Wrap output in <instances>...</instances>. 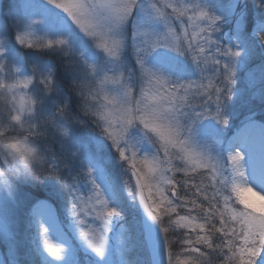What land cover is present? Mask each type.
I'll list each match as a JSON object with an SVG mask.
<instances>
[{"label":"rangeland","instance_id":"obj_1","mask_svg":"<svg viewBox=\"0 0 264 264\" xmlns=\"http://www.w3.org/2000/svg\"><path fill=\"white\" fill-rule=\"evenodd\" d=\"M11 1L15 2L12 12L16 10L18 14H15V20L16 22L19 20L16 36L17 33L26 30V39L32 44L38 43L40 40L46 42L48 38H64L68 40L72 49L71 56L67 57L63 55L62 50L53 49L37 50L28 48L30 51L23 54L22 51L15 48L18 46L17 44L26 48L27 44L25 46L21 45L16 38V43L13 42L14 44H12L9 39L0 36V39L4 41V55L8 61L14 64L12 76L16 79H22V77L15 75L16 68H19L20 73L23 74H28L32 68H35L42 72L51 70L55 81L57 65L42 54L53 55L56 60L62 61L63 79H67L69 82L81 78L82 73L79 71V66L83 61L98 68H105L106 70L113 68L115 70V66L109 63L110 58L107 57L104 50L97 47L93 40L73 23L66 12L56 7L54 2H50V0ZM56 2L70 4L74 0H56ZM115 2H119V0H115ZM160 2L161 4L176 3V0H160ZM198 2L211 7L221 17L219 31L215 34L221 49L238 46L241 55L235 58L232 98L226 103L224 109L228 117L227 125H221L212 118L200 121L196 126V133L190 141L191 148L184 147L196 162H200L201 155L199 152L207 150L218 169L227 173L231 170L230 156L242 148L243 138L248 137V140L250 138L252 147L255 145L253 144L254 135L261 141L259 147L257 146L256 153L252 154V160L260 154L264 155V112H260L259 105L256 104L257 100L254 97H252L254 100L251 101L240 98L242 93L251 90L259 83L260 86H264V43L260 41L257 34L259 25L264 22V10H261L254 0H198ZM180 3H183V0H180ZM167 11L171 12V9H167ZM103 15L102 13L99 14L101 20ZM133 16H136L140 25L150 32L165 31L162 23L159 21L149 22V18L143 13L134 11ZM240 20L244 22L243 27L238 23ZM33 21L37 22L33 23ZM0 22H6V19L0 17ZM132 25L133 21L130 18L123 26V31L128 34L129 38L133 30ZM11 28L13 29L12 25ZM178 33L182 35V30H178ZM152 42H156V38H153ZM81 56L83 61L80 59ZM252 56H255L254 59H252ZM217 59L229 62L231 58L217 55ZM68 61L72 62L71 67L68 65ZM147 64L154 70L159 71L160 74L173 79L197 80L201 78V73L196 71L195 65L187 56H180L170 48L160 47L155 49L149 56ZM207 67L205 75H212L214 66L211 65L210 61ZM119 68L125 73H128L131 69L132 74H138L135 57L129 47H126L122 54ZM255 69L258 77L251 74L252 70ZM9 82L13 81L9 79ZM109 86L110 83L105 85L98 83L95 86V91L103 98ZM29 87L31 88V85ZM40 88L42 86L37 87L34 81L33 94L37 97L44 96L41 114L44 116L54 115L56 104L62 102L65 98L63 92L59 94V97L55 93L45 95L40 91ZM22 94H26L25 99L32 96V93L27 89L23 90ZM68 100L69 106L70 103L71 106L74 103L75 108L70 106L72 112L79 116L84 123L68 126L69 135L67 137L55 136L45 142L65 165L61 176L67 177L70 181L75 177L73 189L71 191L67 190L55 178L45 179L38 185L42 188L43 196L52 198L55 204L43 200V202L33 205L30 209L29 193L38 188L37 182L19 184L9 195L0 196V264H150L147 245L144 242L141 230L139 210L135 201L136 191L129 192V189L135 190L130 175L131 169L136 172L138 177H142L141 185L149 205L158 203L162 195L174 200L175 211L167 215L161 213V218L167 220L170 216L173 221H177L180 216H188L194 224H205V229L202 232H207L211 224L205 223L203 213L199 207L194 208L191 203L186 207L180 206L184 204L183 198L187 196L190 200L195 199L197 205L203 204L204 210L207 211L208 202L203 199V196H192L179 183H176L181 199L172 197L171 191L168 190L169 186L163 184L159 179L160 173L158 171L150 173L148 167L142 163L145 156L148 157L149 161L157 156L155 149L144 137L143 131L136 126L129 127L125 140L121 142L126 149L130 146L126 153L129 160L124 161L120 158L112 139L104 132V128L107 126L106 123L95 114V118L102 125L101 129L98 130L87 117L79 113L77 107L78 97L71 94ZM105 104L106 101H103L99 106L90 110L95 113L109 112V118L113 121L110 131L118 133L123 123L122 110L120 106L107 105L105 108ZM262 105L261 101L260 106ZM261 110L264 109L261 108ZM258 117H261V119ZM232 136H234L232 142L236 141L238 146L235 145V147L229 148V140ZM156 139L161 144L157 137ZM133 151L136 152L134 160L132 158ZM169 151L180 152L184 156L179 145L174 148L170 146ZM160 158L163 159V149H161ZM183 162L185 168H187V176L184 172H168L167 175L171 177L174 175L175 182L189 180V184L195 183L207 187V195L211 197L215 192L211 185L216 184L217 180H212L210 171L203 167H196V170L193 171L195 165L189 164L184 159ZM133 163L136 165L135 168L132 167ZM253 165H257V163H253ZM173 166L175 165L173 164ZM260 169H254L252 166L253 177L250 183L253 185L255 183L261 184L257 181L259 180L257 173ZM216 175L219 176V173H216ZM189 177L192 179H189ZM262 186L261 190L264 192V185ZM97 188L104 194L108 206L117 209L119 213L109 218L108 230L104 233L106 242L103 256L98 255L90 248L81 236L82 229L99 232L103 227V220L97 215L98 211H102L101 205L96 203L94 192ZM246 188L243 187L241 181L229 185L231 197L229 208L239 213L243 210L244 204H247L264 212V195L254 190L256 194H259L261 202L257 198L253 200L246 193V191L250 192L252 189L246 190ZM194 191L195 189H192V192ZM77 195L81 197L80 208L77 209L79 216L70 211V204ZM241 201L244 203L242 204ZM164 206L167 207V204ZM215 207L220 211H224L222 202L215 204ZM225 217H227L230 227L235 228L236 232L239 233L241 229L239 222L233 221L230 214L226 213ZM81 220L84 222L83 225L80 224ZM211 223L215 224L217 228L220 227L218 219H213ZM174 224L177 234L189 236L188 230L192 231L190 237L194 241L197 233L201 231L199 228L193 231L190 227H179L176 223ZM42 227L47 229L46 234L50 236L46 238L52 246L61 250L58 259L51 256L44 248L43 239L45 237L42 235ZM159 229L161 230L160 226ZM215 235L219 236V233ZM237 243H239L238 239ZM193 246L201 251H208L206 246L201 244L178 246L170 249L173 253L172 264H197L196 254L184 250ZM166 256L168 264L167 250ZM256 264H264V252L258 255Z\"/></svg>","mask_w":264,"mask_h":264},{"label":"snow or ice","instance_id":"obj_2","mask_svg":"<svg viewBox=\"0 0 264 264\" xmlns=\"http://www.w3.org/2000/svg\"><path fill=\"white\" fill-rule=\"evenodd\" d=\"M55 2L56 7L62 9L68 14L73 22L83 31L86 35L94 37L97 39V46L102 48L104 52L113 58H118L120 50L123 48V41L116 38L115 35H108L104 31V21H108L113 25V28H119L121 25L125 24L129 17L134 13V5L136 0H74L73 3H57ZM261 4L264 5V0H261ZM163 6L157 7L153 5V15L150 17L149 22L159 21L167 29L166 37L164 34H157L156 42L152 43L151 49L154 51L157 48L165 47L170 48L174 51L181 52L184 45H187L188 50L193 55V60H198L203 58L205 65V70L208 68L207 65L209 61L211 65L214 66L215 71L212 75H205V71L202 72V77L205 82H195L190 81L188 83H181L175 85H168L166 78L163 75H159L152 71V69L145 67L144 60L138 55L137 63L140 64L141 70L148 78L149 87L143 90V96L149 101V105L143 112L139 114L134 113L133 109L123 103L120 104V109L123 113V123L118 133L110 131L113 126V121L109 118V112H98L95 113L99 116L100 120L106 123L104 132H106L109 138L112 139L113 144L115 145L119 156L122 160L128 161L129 157L126 155L128 149L122 146L121 142L125 140L126 133L129 130L130 126H135L136 122L139 121L145 129L159 139L161 146L165 155V159H161L159 155L152 158L151 161L148 160V157L145 156L142 163L148 167L149 172H159V179L163 184L169 186L168 190L171 191L172 197L176 199H181L176 188V183H179L180 186L191 193L192 196H203V199L208 202V210H204L203 204L197 205L195 199H188L185 196L184 204L180 205L186 207L189 203L193 207H199L203 213V219L206 224H211V227L207 230L204 235L197 233L195 244H202L206 248L214 249L218 248L221 250V256L224 261V264H256V258L261 252H264V212L256 214L255 212H239L236 213L230 209L227 205L224 207V211H220L215 207L217 204V193H213L211 197L207 195V187H202L201 185L192 183L189 184V180H184L182 182H175L174 175L172 177L165 176L163 172L165 170L170 172H184L187 176V168H176L171 163L170 159H167L169 147L180 146V151L184 153L182 158L186 160L189 164L195 165L193 171L196 170V167H203L210 171L212 180H217L216 168L214 165H210L206 162L205 158H200V162L193 160L190 153L184 147V143L180 141V131L179 125L172 123L165 115V112L175 104L176 100L187 101L188 89L192 87H197L202 90L201 94H208V97L211 98V93H219L221 89L217 87L215 83V77L221 72L224 73V80L229 84H233V76L235 73V58L240 57L241 52L237 47H229L221 51L220 47L217 45L216 41L212 40L209 33L210 29H215L219 31V28H216L217 22L221 20L219 15H214L209 13L206 8H202L199 5L195 7L198 11L193 12L189 15L188 9L193 7L192 5L177 7L174 3H164ZM171 9V12L167 11ZM104 14L102 20L99 18V14ZM175 14L177 19L187 17V23L183 26L182 35L178 33L176 29L170 26V21L168 17ZM206 21V25L201 27V22ZM241 27H243V20L238 21ZM30 27V26H29ZM136 28V31L133 35H145L147 29L142 26L133 25ZM261 42H264V22L259 25V31L257 33ZM27 32L17 33L16 39L21 44H27L31 47L33 44L29 43L26 39ZM161 37L166 40V43H161ZM62 43V41H58ZM141 51L137 49V52ZM146 55H150L149 52L145 50ZM4 55V41L0 39V57ZM217 55L223 57H230L229 62H223L220 59H217ZM93 73H95L96 68H92ZM52 71L49 70L47 75L43 79L36 83V86H42L40 91L44 92H56L54 84L49 79L52 76ZM16 76H20L19 68H16ZM5 79H11L13 82H10L6 85L8 92L12 93V98L17 106L18 113H23L24 111L32 112L33 105L42 106L44 102V96H40L37 99H33V96H28L25 99L26 94H22L23 90L27 89L29 92H32V86L34 85V80L32 77L25 76L22 79H16L12 76V73H9ZM122 81V76H107L103 77V80L100 82L101 85L106 83L117 84ZM31 85V88L29 87ZM79 88L81 92H91L92 88L87 81H80ZM103 91V89H101ZM187 93V95H181V92ZM127 94V93H126ZM107 105L114 104L116 101L110 98L107 94L103 96ZM162 101H167V103H162ZM139 111V109H137ZM9 115L12 120L20 122L22 116L17 114L15 116ZM55 123V121H53ZM223 124L228 122L222 121ZM61 134L65 137L69 135L68 127L62 125H56ZM17 154L25 158L32 155L33 150L27 147L24 144L14 143L9 145ZM136 152H132V158L134 160ZM233 167L239 166V161L241 160V155L239 152L232 154L230 156ZM132 167L135 168V163L132 164ZM91 171V170H89ZM142 177H138L137 185L141 184ZM189 179H192L189 177ZM6 183V181H5ZM95 185V182L93 181ZM215 189V183L211 185ZM192 189H195L192 192ZM130 193L135 192L134 189H129ZM96 203L101 205L102 211H98L97 215L103 220V227L99 232L85 231L81 230V236L87 242L90 248H92L98 255H104V246H105V235L104 233L108 230L109 218L118 215V211L115 208H110L108 202L104 198V194L100 190L95 192ZM143 195H141V200H143ZM81 197L76 196V202L73 204V213L79 216L77 209L80 208ZM215 202V203H214ZM167 204V207L164 205ZM144 208L147 211L148 215L156 222H159L161 219V213L169 214L175 211L174 200L162 195L161 200L155 205L144 204ZM82 211V209H81ZM230 214L233 221H238L241 225L240 232L237 233L235 228L230 227L229 222L225 220V214ZM195 219V218H193ZM213 219H218L220 227L217 228L215 224H212ZM183 222V223H180ZM83 221H80V224L83 225ZM179 227H190L193 231L199 228L201 231H204L205 224H194L189 220L188 216H180L177 221H174ZM168 229H164L166 233ZM47 229L42 227V235L45 236L43 239V245L46 251L53 257L57 259L60 257L61 250H58L52 246L49 240L46 238ZM219 233V236L215 234ZM215 237V238H213ZM237 239L239 243H237ZM219 241V244H217ZM194 242L190 239L185 240L186 245H192ZM190 251L199 252V248H190ZM171 253H169V264H171Z\"/></svg>","mask_w":264,"mask_h":264},{"label":"clouds","instance_id":"obj_3","mask_svg":"<svg viewBox=\"0 0 264 264\" xmlns=\"http://www.w3.org/2000/svg\"><path fill=\"white\" fill-rule=\"evenodd\" d=\"M50 2H52V0H50ZM254 2L261 10H264V5L261 4V0H254ZM174 4L177 7L192 5L193 7L188 9L189 15L195 11H198V9L195 7L196 5L206 8V10L211 14L217 15L211 7L201 4L198 2V0H183V3H180V0H176V3ZM153 5H156L157 7L163 6L160 0H136L134 11L143 13L150 19V17L153 15ZM69 18L71 19V17ZM130 18L133 21V25L138 27L141 26L136 16L131 15L129 19ZM168 19L170 21V26L177 31L183 30V26L187 23V17L177 19L175 14L168 17ZM36 22L37 21H33V23ZM206 23V21L201 22V27L205 26ZM125 24L121 25L119 28H113V25L110 22L104 21V31L110 36L115 35L116 38L121 39L124 45L120 50L118 58L109 57L106 54L107 57L110 58L109 63L115 66V70H113V68H108L106 70L105 68H98L93 64H88L86 61H83V57L81 56L80 59L83 61V63L79 66V71L82 73L81 78L73 79L70 84L64 86V88H61V86L54 81L52 74L49 79L54 84L55 89L58 91L51 93L63 92L65 97L62 102L56 104L54 115H42L41 106L37 105H33L32 112L24 111L23 113H18L17 106L15 105L12 98V93L8 92L6 87V85L10 82L9 80L5 79L9 73H12L14 64L8 61L5 55L0 57V196L9 195L17 188L19 184L41 182L48 178L57 179L69 191L73 189V181H75V177H73L70 181L67 177L61 176L62 169L65 167V165L61 162L60 158L52 152L50 146L45 142L54 138L55 136H63L56 125L68 127L72 124L84 123V121H82L79 116L72 112L69 106V95L74 94L76 97H78L79 103L77 107L79 113L84 117H87V119L90 120L98 130L101 129L102 125L100 121L95 118V112L91 111L90 109L99 106L103 101H105L104 98H101L100 94L95 91V86L98 83L100 84L105 75L122 76L121 82L117 84L110 83V86L107 88L106 94L116 101V103L110 104L111 106L116 107L123 103L131 107L134 113L139 114L140 112H143L149 105V101L143 96V90L149 87L148 78L144 76L140 64L137 63V56L139 55L144 60L145 67H148L152 69L153 72L162 75L159 71L154 70L151 66H149L147 61L153 52L151 49L153 38H157V34H164L166 37L167 29L164 27L165 31L159 33H153L147 30L145 35L134 36L133 33L136 31V28H134L132 25L133 30L131 37L129 38L128 34L123 31V26ZM215 27L219 28V21ZM217 32L218 31L215 29H210L209 33H206V35L210 34L212 40L216 41L217 45L221 49L220 43L215 36ZM88 37L91 38L94 44L97 46V39L91 36ZM58 41H62V43H58ZM161 43H166V40L161 39ZM21 45L25 46V44ZM126 47L131 49L135 57L138 74H132L131 69H129L128 73H125L119 68L121 57ZM26 48L37 50H62L63 55L66 57L71 56L72 54V49L69 46V42L64 38H48L46 42L44 40H40L38 43H34L31 47L27 46ZM227 48L229 47L224 49ZM137 49H140L141 51L137 52ZM145 50L149 52L150 55H146ZM223 50L221 49V51ZM177 53L180 56H187L195 65L196 71L200 72L201 74L205 71L203 58L194 61L193 55L188 50L187 45H184L182 53ZM67 63L71 67L72 62L68 61ZM93 67L96 68L95 73L92 71ZM45 75H47V72H42L32 68L30 73H20L19 77L23 78L25 76H29L32 77L36 83H38ZM163 76L166 78L168 85L188 83L190 81L205 82L202 75L201 78L197 80H180L173 79L165 75ZM82 80L88 82L92 88L91 92H81L79 88V82ZM215 83L217 87L221 89V91L219 93L212 92L211 98L208 97V94H201L202 90L194 86L188 89V93H191L190 95H187V93H184L183 91L181 92V95H187V101L180 100L178 98L175 104H173L171 108L165 112L168 120L179 125V139L187 148H191L190 141L194 137L196 133V126L200 121L207 118H212L221 125H225L222 123V121L226 120L228 122V117L224 109L226 103L232 98L233 84H229L224 80V73L222 70L215 77ZM31 93L33 99L38 98L33 94V92ZM48 93L49 92H44L45 95ZM162 103L166 104L167 101H162ZM137 109H139V111H137ZM9 111H11L12 116L20 114L22 116V120L20 122L12 120L9 115ZM53 121H55V123H53ZM135 126L143 131L144 137L148 143L155 149L157 155L160 156L162 146L157 142L156 137L152 136V134L148 132V130L145 129L143 125L139 123V121L136 122ZM14 143L24 144L33 150L32 155L27 158V162H25V158L21 157L9 147V145ZM199 153L202 158L206 159L207 163L214 165L216 168V173H219V176H217V183L215 184L218 202L217 204L222 202L223 207H225V205L229 207V201L231 198L229 185L234 184L236 181H241L249 185L244 168L240 166V164L238 167H233L232 161L230 159L231 170L227 173L222 172L218 169V166L209 156L207 150ZM163 159H165L164 152ZM167 159H170L171 163L174 164L176 168H185V163L183 162L180 152L169 151ZM168 172L170 171L165 170L163 174L168 176ZM249 186L250 188H253L251 185ZM97 190L99 189L97 188ZM75 202L76 197L70 204L71 213H73V204ZM233 203L235 202L233 201ZM241 203L243 204L244 202L241 201ZM244 211L255 212L256 214L261 213L260 209L256 207H250L247 204H244V208L240 212ZM225 220H227V217H225ZM157 223L159 224L163 233L168 257L169 253H171V258L173 257V253L170 251V249L186 245L185 240L190 239L194 242L192 245H195V241L190 236L176 233L174 221L170 216H168L167 220L161 218ZM165 228L168 229L166 233L164 232ZM217 244H219V242H217ZM191 248L196 247L193 246ZM207 249L208 251L200 250L199 252L190 251L189 249L184 250L196 254L197 264H224L220 249Z\"/></svg>","mask_w":264,"mask_h":264},{"label":"trees","instance_id":"obj_4","mask_svg":"<svg viewBox=\"0 0 264 264\" xmlns=\"http://www.w3.org/2000/svg\"><path fill=\"white\" fill-rule=\"evenodd\" d=\"M15 2L11 1V0H0V17L1 19H6V22H0V29L2 31V33L0 34V36L5 37L6 39H9V41L14 44L13 42L16 43L15 38H16V31L19 26V20L16 22L15 20V14H17L16 10L12 12V8L15 6L14 5ZM18 15V14H17ZM18 19V18H17ZM8 25V26H7ZM11 25L13 26V29L15 30V35H14V31L11 28ZM11 31V32H10ZM17 48H15L16 50H20L22 51V53H27V51L29 52L30 50L28 48H23L22 46L20 47L19 44H17ZM259 53V51H258ZM45 58L47 57L48 60L52 61L53 63H55L57 65V70H56V83L59 84L61 86V88H64V86L68 85L70 82L69 80H64L63 78V67H62V61L56 60V57L53 55H48V54H42ZM48 55V56H45ZM255 56H252V59H254ZM130 58V56H129ZM131 60V58H130ZM61 67H62V71H61ZM251 74H255L257 76V72L256 69L252 70ZM258 77V76H257ZM69 79V78H68ZM263 89V90H261ZM58 97L60 93H55ZM252 97H254L257 101L256 104L259 105L258 108H260V112H264V86H260V83L256 86V87H252L251 90L246 91L245 93H242L240 98L246 100V101H251L254 100L252 99ZM262 101L263 105L260 106V102ZM255 104V105H256ZM256 105V106H257ZM71 106V103H70ZM72 108H75L74 103L73 106H71ZM261 119V117H258ZM40 184V182H37V186L38 188H36V190L31 191L29 193L30 196V200H29V209L32 208V206L34 205L35 201L42 198L43 197V192H42V188L38 185ZM29 211V210H28Z\"/></svg>","mask_w":264,"mask_h":264},{"label":"water","instance_id":"obj_5","mask_svg":"<svg viewBox=\"0 0 264 264\" xmlns=\"http://www.w3.org/2000/svg\"><path fill=\"white\" fill-rule=\"evenodd\" d=\"M132 178L136 187V201L140 209L142 221V230L145 243L150 255L151 264H167L166 247L161 230L156 221H154L144 208L147 203L141 186L137 185V176L132 172ZM143 195V200H141Z\"/></svg>","mask_w":264,"mask_h":264},{"label":"bare ground","instance_id":"obj_6","mask_svg":"<svg viewBox=\"0 0 264 264\" xmlns=\"http://www.w3.org/2000/svg\"><path fill=\"white\" fill-rule=\"evenodd\" d=\"M240 138H241V141H242V135L240 136ZM233 139H234V136H232L230 138V140H229L230 141V143L228 145L229 148L230 147H235V145L238 146V143L236 141H234V143L232 142ZM253 144H255L254 147H252V140L250 138H249V140H244V143L242 142V146H241L242 148H240L238 150L240 155H241V157H242V159L239 161V164L245 170L246 177L248 178V184L253 187V188H251L252 191H250V192L246 191V193L250 196L251 199L254 200V199L257 198L259 200V202H261V200L259 199V196H258L259 194H256L254 192V190H256L258 193L264 195V192L261 190L263 188L262 185H264V155L260 154L257 157L253 158V160H252V154L255 151H257V148L261 144L260 139L259 138L257 139L256 135H254ZM242 162H244V164H242ZM253 163H257V165H253ZM252 166H253L254 169L261 168L260 170H258L259 172L257 173L258 179H259L257 181L260 182L262 185L259 184V183H255L253 185L252 183H250V181H251V179L253 177ZM249 185L243 183V187H247L246 190H248L250 188ZM188 231L189 232H187V233L190 236V232H192V231H190V230H188ZM205 233H203L202 231H199L200 235H203ZM186 247H190V246H186Z\"/></svg>","mask_w":264,"mask_h":264}]
</instances>
